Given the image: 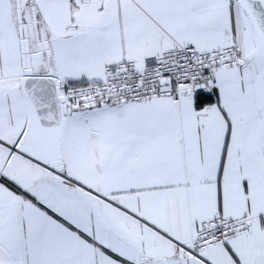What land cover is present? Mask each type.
Masks as SVG:
<instances>
[{"label": "snow or ice", "instance_id": "snow-or-ice-1", "mask_svg": "<svg viewBox=\"0 0 264 264\" xmlns=\"http://www.w3.org/2000/svg\"><path fill=\"white\" fill-rule=\"evenodd\" d=\"M0 264H264V0H0Z\"/></svg>", "mask_w": 264, "mask_h": 264}]
</instances>
